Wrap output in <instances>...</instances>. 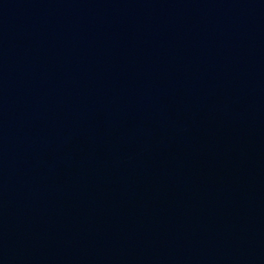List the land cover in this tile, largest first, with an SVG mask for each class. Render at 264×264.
Returning <instances> with one entry per match:
<instances>
[{"label": "water", "instance_id": "95a60500", "mask_svg": "<svg viewBox=\"0 0 264 264\" xmlns=\"http://www.w3.org/2000/svg\"><path fill=\"white\" fill-rule=\"evenodd\" d=\"M0 264H264V0H0Z\"/></svg>", "mask_w": 264, "mask_h": 264}]
</instances>
